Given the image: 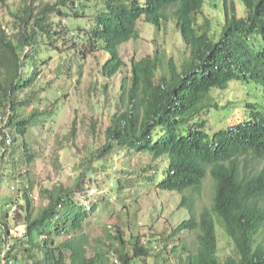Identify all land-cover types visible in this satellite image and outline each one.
<instances>
[{"label":"trees","instance_id":"1","mask_svg":"<svg viewBox=\"0 0 264 264\" xmlns=\"http://www.w3.org/2000/svg\"><path fill=\"white\" fill-rule=\"evenodd\" d=\"M207 1L19 0L12 10L10 0H0V12L9 13V20L0 19V109L4 115L11 110L6 128L14 129L12 146L26 137L39 117L48 115L35 107L36 84L49 62L42 55L50 48L61 52L57 43L71 29L79 34L86 56L99 52L109 56L101 68L107 78L126 67L120 49L141 38L140 20L160 30L174 16L189 49L181 66L159 52L132 61L131 76L121 87L123 108L105 131V144L83 160L85 167L74 186L46 190L48 203L38 211L33 209L28 191L25 204L9 203L16 204L17 224L24 226V232L13 239L2 264L19 259V264H148L151 259L155 264H264V243L260 241L264 233V168L253 171L249 166L251 161L264 160V112L253 99L227 107L214 98L215 92L227 91L233 83L252 85L264 97V0H242L244 15L234 1L222 0V20L218 22L206 17ZM54 18L68 24L56 23ZM27 92L20 100L19 95ZM236 108L240 112L234 124L213 130L208 115ZM26 110L32 113L26 115ZM76 131L74 127L73 139ZM3 136L9 133L3 132ZM12 146L2 142L3 158L15 152ZM122 152L147 155L150 163L138 172L137 183L151 182L159 191L182 194V206L190 211L191 219L167 238L154 236L147 244L134 234L126 240L118 227L113 237L117 246L89 256L85 227L100 204L85 205L80 199L90 197L87 184L98 187L95 177L99 174L106 178L108 192L122 194L131 187L129 178L115 179L109 174L117 168L110 164L117 163ZM27 155V161H33ZM120 173L131 175L123 167ZM208 177L214 188L212 206L197 215L195 198ZM8 214L0 217V227L7 230ZM219 229L235 248L224 261L219 256ZM185 232L196 233L193 248L182 238Z\"/></svg>","mask_w":264,"mask_h":264},{"label":"rangeland","instance_id":"2","mask_svg":"<svg viewBox=\"0 0 264 264\" xmlns=\"http://www.w3.org/2000/svg\"><path fill=\"white\" fill-rule=\"evenodd\" d=\"M232 1L237 4L241 15H244L243 1ZM18 5L19 0H10L12 10ZM222 9V0H208L205 7L206 17L218 22L222 20L220 15ZM8 14L6 11L0 12V19L9 20ZM54 20L56 23H67L62 18ZM138 30L141 37L139 40H132L121 46V56L127 65L113 78L104 77L101 73L102 65L109 56L104 52L86 56L79 34L72 29L65 35L66 39L62 38L57 43L62 49L61 52H54L55 49L50 48L42 55V58L49 59V62L46 68H42V77L36 84L35 107L40 112H47L48 115L39 117L29 128L26 137L20 138L16 145L10 144L14 153L3 158V150L0 148V217L3 219L6 211L9 212L7 215L9 230L0 227V254L4 247L10 248L13 239L24 232V226L17 224L16 204L9 203L13 200L25 204L27 201L24 200V194L28 191L31 205L38 211L48 203L46 190L74 186L85 167L82 164L83 160L105 144V131L114 115L123 108L120 99L121 87L123 80L131 76L132 61H140L157 52L164 55L166 60L174 58L179 66L188 58L189 49L176 26L174 16L171 15L160 30L144 19L140 20ZM27 95L28 92L20 94V100ZM262 95L261 91L255 92L252 85L233 83L227 91L215 92L214 98L218 104L227 107H231L233 103L239 105L244 100L253 99L264 112ZM239 109L236 108L232 110L233 112L229 110L213 112L206 118L213 130L217 131L220 127L225 128L234 124L238 120ZM31 113L32 110L25 111L26 115ZM229 115L230 119H226ZM74 127L77 129L75 139L72 135ZM6 132L12 139L14 129L7 128ZM24 143L27 144V149L24 148ZM28 153L34 157L31 162L27 161ZM122 154L117 158V163L110 164L116 165L117 168L111 169L109 174L111 178L122 177L132 180L129 189L122 194L108 192L109 189L106 190L104 187L106 178L99 174L95 177L99 178L98 187L87 184L90 197L87 198V195L86 199H80L78 196L81 204L89 205L91 202L100 204V208L91 215L85 227V233L90 241L89 256L100 249L108 252L113 244L116 247L117 242L113 237L117 236L118 227L124 230L126 240L134 234L147 244L154 236L167 238L185 220L191 219L190 211L182 206V194L159 191L151 182L137 183L138 172L140 173V170L150 163L151 159L147 155L129 156L124 152ZM249 166L253 171L262 170L264 160L251 161ZM122 167L128 168L131 175H122L120 173ZM104 195H107L106 198ZM187 196L191 197V194ZM213 197V181L208 177L202 193L195 198L197 215L212 206ZM103 198L105 201L101 203ZM218 233L219 256L224 261L234 254L235 248L224 230L219 229ZM182 238L190 248L197 243L194 232H185ZM260 241L264 243V233L260 236ZM179 244L177 240L175 245ZM20 260L14 264H19ZM148 264H155L154 260H149Z\"/></svg>","mask_w":264,"mask_h":264},{"label":"built area","instance_id":"3","mask_svg":"<svg viewBox=\"0 0 264 264\" xmlns=\"http://www.w3.org/2000/svg\"><path fill=\"white\" fill-rule=\"evenodd\" d=\"M11 116V110L10 108L7 109L6 115L2 113V110L0 109V147L2 142L4 141L6 145L11 144V138L9 136H3V132H6V125L9 120V117ZM7 253V248L5 247L2 253L0 254V258H4Z\"/></svg>","mask_w":264,"mask_h":264}]
</instances>
